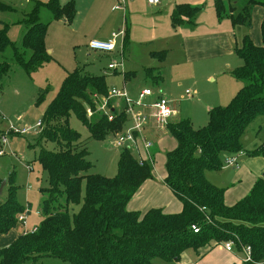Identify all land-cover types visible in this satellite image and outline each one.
Wrapping results in <instances>:
<instances>
[{
	"label": "trees",
	"instance_id": "1",
	"mask_svg": "<svg viewBox=\"0 0 264 264\" xmlns=\"http://www.w3.org/2000/svg\"><path fill=\"white\" fill-rule=\"evenodd\" d=\"M264 7V1L249 0L229 17L234 26H252V9ZM219 19L228 14L224 0H215ZM46 9L52 18L41 21ZM203 7L182 5L172 15L174 28L195 25ZM0 11L12 8L0 3ZM75 1L60 0L37 3L24 20L27 30L22 48L30 51L26 60L7 36L8 26L0 30V51L14 49L16 62L31 74L52 61L46 49V34L54 21L71 25L76 18ZM187 18V21L186 19ZM187 22V23H186ZM262 45L253 44L249 35L243 38L236 54L243 65L231 73L244 84L226 107L209 112V122L194 129L190 120L168 126L177 141V148L166 155L164 184L182 203L183 211L167 215L162 210L146 214L128 212L126 207L142 185L153 179L154 161L140 164L130 149H123L114 178L90 175L92 164L81 136L70 127L74 114L87 128L91 139L103 140L123 131L128 119L125 110H115L112 120L101 113L88 118V108L96 112L97 98H107L105 76L84 74L79 69L69 73L56 97L48 105L37 139L41 147L38 161L48 176L49 187L42 203L43 220L32 232L22 234L10 247L0 250V264H39L46 258L69 264H163L179 263L188 251L233 242L238 253L252 249V263L264 258V179L257 181L250 194L233 207L224 202L225 189L212 185L206 172H218L226 157L244 152L243 140L248 128L264 117V20L261 26ZM161 55V56H160ZM160 61L165 53H154ZM8 69L0 64V75ZM158 68L147 69L151 80L158 83ZM129 74H125L126 80ZM41 100V99H40ZM264 129V126H263ZM52 144L54 149L45 147ZM250 157H264V143L247 152ZM153 159V156L150 157ZM2 181L0 180V187ZM9 194L0 202V234L7 235L17 228L19 217L26 209L17 200V188L11 176ZM72 207H79L77 213ZM196 225L199 233L191 227Z\"/></svg>",
	"mask_w": 264,
	"mask_h": 264
},
{
	"label": "rangeland",
	"instance_id": "2",
	"mask_svg": "<svg viewBox=\"0 0 264 264\" xmlns=\"http://www.w3.org/2000/svg\"><path fill=\"white\" fill-rule=\"evenodd\" d=\"M48 1L49 0H0V3L12 8V11H0V30L8 26L7 36L21 53L25 51L22 48V38L27 30V24L24 20L27 18V15L34 10L37 3L45 4ZM63 1L67 3L70 0ZM77 1L80 14L75 23L69 25L54 21L49 25L45 41L46 49L52 56V61L44 67L28 74L16 62L14 49L12 47L7 48L4 53L0 51V64L5 62L8 66V69L0 75V143L3 137H6L8 141L4 146L6 154L0 157V180L2 182L10 181L11 176H13L14 184L17 188V200L20 205L26 209L24 215L27 218V231H32L35 227L39 226L43 220L41 209L46 195L43 194L41 190L49 187L48 176L43 171L38 161L41 147L38 145L37 139L43 126L42 128H38L37 125L43 122L44 113L48 105L60 91L67 75L74 70L79 69L84 74L94 76H105L109 88L108 91L114 88L126 91L134 101L138 100L139 94L143 90H152L155 95L162 91L166 98L179 101L180 116L176 120H190L196 130L205 127L209 122L208 113L198 104L199 101L205 100V98L209 96L211 90L216 88V86L211 83L205 75L201 76L199 83L196 85L193 84L194 80H184L182 83H173L171 84V91L168 93V91L165 90V85L168 82L166 78L164 82L165 85L162 83L157 85V82L151 80L149 76L146 78V75H148L147 69L158 68L160 63L159 58L153 60L149 55V51H153V48H149L147 45L135 44L132 45L131 48L126 49L124 54L120 52L119 54L117 52V55L112 58L102 57L104 54L89 50L86 46L88 40H85L84 35L87 34L85 30L91 25L92 16H90L88 12L85 1ZM244 2L245 1L238 3L237 7L240 10L245 6ZM40 16L41 21L45 23L51 21L52 18L50 12L46 9L41 11ZM150 18L151 17L144 16L141 26L151 25L148 20ZM97 25L102 27L103 23L100 22L97 23ZM94 29L97 31L99 28L95 27ZM110 29V27L105 26L103 32L110 31ZM147 29H149V27ZM116 33H118V31ZM117 42L118 49L121 50L120 39ZM25 52H27V54H24V58L27 60L30 51L26 50ZM121 58L124 59V69L119 68L117 71L108 70L110 63H119ZM170 64L171 61L169 59V61L164 63V66H170ZM128 68L132 71H136V75L125 83L123 81V73L128 71ZM170 78H172V76H170ZM187 91L191 93V96H194L192 100L186 99ZM195 93L198 95L195 96ZM108 105L118 110L124 108V104L119 103V100L116 99H109ZM96 113L99 112L96 111L95 114ZM91 118L93 120V116ZM263 121L264 117H258L249 127L247 132L250 140L244 142V150L250 151L255 144L259 147L264 143ZM69 123L70 127L81 136L80 142L89 152L88 160L92 164V169L89 174L101 175L107 178H114L117 176L119 157L123 149L128 148V145L117 147L116 134L109 135L103 140L91 139L88 128L74 114L71 115ZM171 124L176 123L172 121ZM11 126L19 130L25 129L29 131L26 135H14L13 133H9ZM129 126L130 123H127L124 128L126 129ZM45 148L51 151L54 149V146L50 144ZM152 148L147 152L146 156L147 161L153 160L155 163L154 158H150L153 154L151 151ZM131 153L138 156L135 151H131ZM261 157L264 158L263 156ZM224 166L225 165H223V167ZM163 167L166 171L162 159H159L153 168V179L155 177L154 174L156 173L157 175L158 171ZM230 172L233 173L232 171ZM9 185L10 184H7L3 190L0 196V202L6 200L9 194ZM173 201L177 202L176 199ZM72 208L74 213L79 211V207ZM163 211L165 212L166 210ZM21 229H23V227L22 224L19 223L17 228L12 230L9 234L12 232L13 234H17ZM225 244L226 243L217 245L213 248L206 247L201 249L199 251V254H201L200 257H198L194 251H188L179 263L176 262L171 264H227L226 258L229 257L220 251ZM207 255L210 257L207 258ZM155 263L163 264L160 260H156ZM39 264L69 263H65L59 259L46 258Z\"/></svg>",
	"mask_w": 264,
	"mask_h": 264
},
{
	"label": "crops",
	"instance_id": "3",
	"mask_svg": "<svg viewBox=\"0 0 264 264\" xmlns=\"http://www.w3.org/2000/svg\"><path fill=\"white\" fill-rule=\"evenodd\" d=\"M60 1L65 4V1ZM73 1L76 3L77 10L76 18L73 22L75 23L80 12L78 11V1ZM84 1L90 16H92L91 25L85 30L88 35H84L85 40H88L87 47L90 41H108L112 38V34L117 31H123L125 35L117 39V41L120 39L121 50L118 49L117 42L116 53L114 52L115 54L113 55L104 54L102 57L112 58L117 55V52L124 54L126 49L131 48L135 44L147 45L149 48H153V51H149V55L153 60L157 59L153 56L154 53H165L166 57L163 62L159 60L158 73L162 77L158 79L157 85L160 83L164 84L166 78L168 82L164 85L168 93H170L171 84L173 83L194 80L193 84L196 85L199 83L201 76L205 75L216 86V88L211 90L209 96L205 100L199 101L198 104L208 115L216 107L228 106L244 86L242 82L237 81L231 75L233 71L243 65L242 60L236 54V49L242 45L243 38L249 35L255 46L259 47L262 45L263 6L256 5L253 7L251 28L234 26L229 17L230 9L233 8L235 14H237L240 11L237 7L238 3L245 1L244 4L246 5L249 0H224L228 14L222 19H219L217 15L215 0H160L158 6H150L145 0H127L125 12L113 11L115 5L113 0ZM257 1L263 2V0ZM182 5L190 7L202 6L204 8L198 15L193 27L188 24L177 28L172 26V15L176 7ZM144 16L151 17L148 19L151 25L141 26ZM185 19L187 21V18ZM100 22L103 23L102 27L97 25ZM59 23L67 24L65 21H59ZM105 26L110 27V31L103 32ZM95 27L99 29L95 31ZM148 27L149 29H147ZM169 59L171 61L170 66H164V63L169 61ZM121 61L125 68L124 59L121 58ZM127 70L123 73V81L125 83L136 75V71H132L129 68ZM125 74H129L127 80ZM146 78H148V75H146ZM186 96L188 100L194 98L191 94L190 96L186 94ZM169 100L177 110L178 114L173 119V123H177L181 121L176 120L180 116L179 101ZM148 102H151V99ZM146 136L153 143L151 151L155 160L154 165L159 159H162L163 166H165L166 154L177 148V141L168 132V129L159 128L154 121L150 123ZM249 140V134L246 132L243 144ZM256 148L257 144L252 149ZM250 151L244 150L243 154L238 156L239 168L237 169L224 166L218 172H206L208 182L218 188L225 189L224 202L227 207H233L245 199L257 181L264 179V158L261 156L250 157L247 155V152ZM137 155H142L143 159H147L144 152ZM134 156L139 159L138 156ZM166 175L167 173L163 167L158 171L157 175L156 173L154 174V179L146 181L128 203L127 211L138 212L143 215L150 210L162 209L166 210L165 212L162 211L167 215L181 213L183 211L182 203L174 197L164 184ZM174 199L177 202H174ZM24 231L32 232L27 231V229H21L17 234H13V232L7 235L0 234V250L10 247L24 234ZM220 251L229 257L226 258L227 264H244L243 253H238L236 249L233 252H228L223 247ZM208 255L207 258L210 257Z\"/></svg>",
	"mask_w": 264,
	"mask_h": 264
},
{
	"label": "built area",
	"instance_id": "4",
	"mask_svg": "<svg viewBox=\"0 0 264 264\" xmlns=\"http://www.w3.org/2000/svg\"><path fill=\"white\" fill-rule=\"evenodd\" d=\"M115 5L113 7V11L125 12L127 6V0H113ZM150 6H158L160 4V0H145ZM125 33L118 32L112 34V38L108 41L101 40H93L88 44L89 50L110 55L113 54L116 50V43L119 37L124 36ZM119 68L124 69V64L122 61L119 63H111L108 66V70L117 71ZM188 96H190V92H186ZM109 99L119 100V103L124 104L125 114L127 115L128 122L130 126L128 128H124L123 131L116 134V146L123 147L127 146V149L131 151H135L137 154L144 152L147 155V152L152 148V142L146 138V131L149 128V125L152 121L156 123L159 128H166L172 123L173 119L177 116V110L173 106V103L167 99L162 92H159L157 95L154 94L152 90H143L139 94V98L137 101H134L130 98L126 91L112 89L108 91L107 98L99 99L97 98L96 106L97 112L106 115L109 120H112V113L117 108H112L108 105ZM151 99V102L148 100ZM95 112L92 109L87 110L88 118H91ZM38 128H42V123L37 125ZM29 130H19L15 127L11 126L9 129V133H13L14 135H26ZM6 137H3L0 143V157L6 154L4 150V146L7 144ZM232 155L226 157L224 161L225 167L239 168L238 164V156L242 155ZM139 155V162L143 164L147 159H143ZM19 223L22 224L23 229L27 227V218L23 214L19 217ZM192 231L197 234L199 233V228L196 225L191 227ZM28 233L24 231V234ZM225 249L228 252H233L235 250V244L233 242H228L224 245ZM244 255V263L249 264L252 263V249L247 247L243 250ZM181 264H189V263H181ZM258 264H264V258Z\"/></svg>",
	"mask_w": 264,
	"mask_h": 264
},
{
	"label": "water",
	"instance_id": "5",
	"mask_svg": "<svg viewBox=\"0 0 264 264\" xmlns=\"http://www.w3.org/2000/svg\"><path fill=\"white\" fill-rule=\"evenodd\" d=\"M6 185H7V181L2 182L1 187H0V196L3 193V190L5 189Z\"/></svg>",
	"mask_w": 264,
	"mask_h": 264
}]
</instances>
